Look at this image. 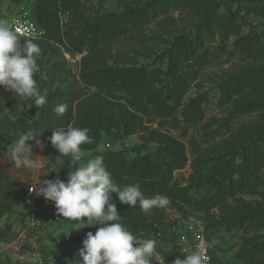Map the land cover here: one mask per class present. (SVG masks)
<instances>
[{
  "label": "trees",
  "instance_id": "1",
  "mask_svg": "<svg viewBox=\"0 0 264 264\" xmlns=\"http://www.w3.org/2000/svg\"><path fill=\"white\" fill-rule=\"evenodd\" d=\"M9 1L21 4L26 0ZM91 1L32 0L31 19L42 34L36 38L20 37L21 45L32 39L42 49V55L51 53L55 49L52 44H56L82 56L77 74L66 68L62 57L45 67L47 76L59 77L63 85L48 90L47 104L42 109L31 104L22 112L5 114L0 106V156L11 157L10 145L20 135L33 132L47 152L70 165L68 157L60 155L48 139L55 127L91 129L94 142L82 145V151L95 150L103 135L119 140L137 134L138 145L106 150L99 155L104 157L115 183L121 187L139 183L146 197L162 194L171 203L145 213L138 204L129 207L121 203L113 192L110 202L115 203L124 225L141 240L155 239L157 258L173 264L188 252L179 250L168 235L179 219L172 218L170 213L185 217L191 207L205 221V231L223 227L239 232L241 246L233 256L238 264H264V62L227 75L217 84L218 101L233 103L225 120L227 128L230 118L257 111L254 121L241 123L234 131L228 129L230 134L219 147L224 155L219 154L212 161L197 156L189 162L187 146L182 141L187 130L204 118L205 94L183 101L201 71L225 51L230 34L236 35L234 50L244 52L245 57H259L264 52V24L260 37L240 35L237 24L219 21L217 0H149L119 13L90 18L85 10ZM253 2L264 20V0ZM172 6L201 7L205 16L193 31L176 35L160 54L164 66L117 67L106 63L103 56L107 44L131 30L141 29L158 15L168 13ZM217 31L219 46L214 47ZM61 103L68 105L62 117L54 112ZM170 129L179 131L181 136H174ZM27 143L32 148L36 146L35 140ZM188 162V175L176 176L175 172ZM204 187L207 190L193 194ZM243 194L251 199H242ZM26 195L23 182L0 167V222L16 206L26 205ZM17 214L24 227V212ZM98 227L93 226L96 230ZM11 231L12 223L0 225V240ZM25 235L34 236L35 232L27 230ZM209 251L212 264H233L219 256L212 246ZM152 264L158 261L153 259Z\"/></svg>",
  "mask_w": 264,
  "mask_h": 264
},
{
  "label": "rangeland",
  "instance_id": "2",
  "mask_svg": "<svg viewBox=\"0 0 264 264\" xmlns=\"http://www.w3.org/2000/svg\"><path fill=\"white\" fill-rule=\"evenodd\" d=\"M149 0H92L86 5L85 15L93 18L107 13H119L120 11L139 5H144ZM32 0H26L21 4L12 3L9 0H0V21L7 22L15 16L30 15V4ZM217 15L220 20H225V24H237L240 29V35L247 33L261 36L264 20L259 15L258 9L253 0H217ZM205 13L201 7L181 9L172 6L168 13L158 15L151 23L145 25L139 30H131L113 40L106 46V53L103 59L107 64L117 67L140 66L145 64H163L159 58L160 54L167 48L174 37L180 33L193 31L194 26L204 19ZM220 31V30H219ZM219 31L216 32V43L218 45ZM236 35L230 34L225 41V51H221L218 59L207 64L201 71L198 78L186 93L183 101L189 98L205 94L206 102L203 103V121L196 127H190L187 135L182 137L186 144L189 162L191 159L200 156L201 158L212 161L213 157L224 155V150H220L221 143L230 134L228 129L234 131L241 123L252 122L257 118V111L244 113L236 118H230L227 128L225 120L233 108V103L221 104L218 101L217 84L227 75L245 70L250 67L260 65L264 62V52L259 57H245L244 52L234 50L233 41ZM23 46V45H22ZM51 53L44 54L38 58L40 71L36 74L38 88L41 94L52 90L57 86H62L59 77H49L46 74V66H49L56 58H64L66 68L72 73L77 74L79 61L82 54L70 53L56 44ZM32 101H25L16 96L12 91L6 90L0 86V106H3L5 114L10 112H22L26 110ZM174 136H181L177 130L169 131ZM231 132V131H230ZM139 143L137 134L126 135L122 139L115 140L103 135L99 145L95 150L82 151V163L95 158L103 151L112 149H128ZM152 146V145H151ZM196 147V149H195ZM32 158L40 161L41 167L35 171L26 168H16L11 157L0 156V167L7 168L11 176L21 180L26 187L30 182L36 184L43 183L45 179L67 180L70 165L61 162L56 154L46 151L45 147L41 149L38 145L32 148ZM141 151H144L142 149ZM126 155H131L127 152ZM189 162L182 170L176 171V176L185 177L190 172ZM60 167V168H59ZM54 168H58L52 170ZM52 170V171H51ZM207 190V187L201 191L194 192L195 196ZM242 199L249 200V195H240ZM18 211L24 212V222L36 220L39 223V231L36 236L38 248L31 247L29 241L31 236L22 234L23 228L20 224ZM172 218H179L177 223L168 232L169 237L174 241V245L182 249L185 244L180 241V235H185L194 225L192 219L199 220L200 215L187 209V216L181 217L175 213H170ZM51 216L52 221H48ZM12 223V232L6 240H0V264H75L79 259L77 253L83 247L82 241L87 232L93 234L96 229L93 226L82 227L76 221H70L58 215L53 202L46 201L42 196L26 195V205L16 206L12 212L3 216L0 225ZM82 227V228H80ZM80 228V229H78ZM84 228H87L82 236H78ZM205 230V227H204ZM26 233V232H25ZM209 243L216 253L224 260L233 264H238L234 260V253L241 246L239 232L236 230H226L223 227L216 229L208 228L205 231ZM67 261H63V257ZM42 261V262H41Z\"/></svg>",
  "mask_w": 264,
  "mask_h": 264
},
{
  "label": "clouds",
  "instance_id": "3",
  "mask_svg": "<svg viewBox=\"0 0 264 264\" xmlns=\"http://www.w3.org/2000/svg\"><path fill=\"white\" fill-rule=\"evenodd\" d=\"M41 53L42 49L32 39L22 46L17 32L7 22L0 21V86L25 101H32V106L39 109L47 104V95L41 94L35 78L40 71L37 60ZM67 109V103H61L54 112L62 117ZM90 133L87 127H55L48 139L60 155L68 157L67 180L45 179L43 183H33L29 193L53 202L58 215L82 227L99 225L94 234L87 232L75 264H152L153 259L163 264L157 259V241L137 238L124 225L115 203L110 202V194L116 193L119 201L129 207L138 204L145 213L168 206L169 197L162 194L146 197L139 183L121 187L114 182L102 155L82 163L81 146L94 142ZM36 136L37 133H24L10 145V156L16 168L35 171L41 167L40 161L32 158V144L27 143L35 140L43 149L45 145ZM55 169L58 168L52 170ZM211 246L201 242L184 258L177 257L173 264H208L206 248Z\"/></svg>",
  "mask_w": 264,
  "mask_h": 264
},
{
  "label": "built area",
  "instance_id": "4",
  "mask_svg": "<svg viewBox=\"0 0 264 264\" xmlns=\"http://www.w3.org/2000/svg\"><path fill=\"white\" fill-rule=\"evenodd\" d=\"M9 25L12 27L14 31L17 32L18 36L22 38H36L42 34V31L39 29L36 23L29 17H25V16L12 17L9 20ZM33 183L34 182H30L26 186L27 195H35L34 193L32 194L29 193V188L33 185ZM192 220H193L194 225L190 227V231L185 235H180L181 236L180 241L183 242L185 246L183 245L182 249L178 248L179 250L188 252V253H191L192 251H194L196 249V245H198L201 242H204L205 244H210L207 239L205 230H204L205 221L203 220L202 216L200 215L199 220H196V219H192ZM48 221L49 222L52 221L51 216L48 217ZM27 230L35 232V235L31 236V239H30L31 241H29L28 243H30L31 247L36 250L38 248V245H37L38 243L36 242V239L38 236H36V234L39 232L37 231L39 230V223L36 220L28 221L26 225L21 229L22 234H25ZM210 248H206L207 255L209 256L208 264H212L211 255L209 251ZM157 259L163 262V264H171L167 262L166 260L161 259L159 257ZM62 260L67 261V257L66 256L63 257ZM49 264H57V263L49 262ZM158 264H160L159 261H158Z\"/></svg>",
  "mask_w": 264,
  "mask_h": 264
},
{
  "label": "crops",
  "instance_id": "5",
  "mask_svg": "<svg viewBox=\"0 0 264 264\" xmlns=\"http://www.w3.org/2000/svg\"><path fill=\"white\" fill-rule=\"evenodd\" d=\"M12 230H13V228H12ZM11 232H12V231H11ZM10 234H11V233H10ZM10 234H9V235H10ZM9 235H8L5 239H3V240H6V239L9 237Z\"/></svg>",
  "mask_w": 264,
  "mask_h": 264
}]
</instances>
